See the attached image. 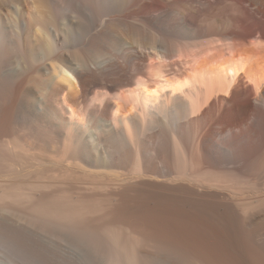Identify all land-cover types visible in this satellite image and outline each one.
I'll use <instances>...</instances> for the list:
<instances>
[{
  "label": "bare ground",
  "instance_id": "obj_1",
  "mask_svg": "<svg viewBox=\"0 0 264 264\" xmlns=\"http://www.w3.org/2000/svg\"><path fill=\"white\" fill-rule=\"evenodd\" d=\"M263 254L264 0H0V264Z\"/></svg>",
  "mask_w": 264,
  "mask_h": 264
},
{
  "label": "rangeland",
  "instance_id": "obj_2",
  "mask_svg": "<svg viewBox=\"0 0 264 264\" xmlns=\"http://www.w3.org/2000/svg\"><path fill=\"white\" fill-rule=\"evenodd\" d=\"M33 90H38L39 87L41 88V85H38L37 83H30ZM264 256V254H263Z\"/></svg>",
  "mask_w": 264,
  "mask_h": 264
}]
</instances>
